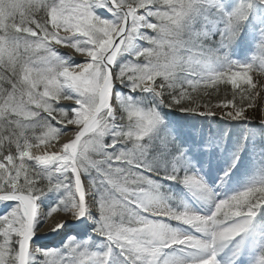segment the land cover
Returning a JSON list of instances; mask_svg holds the SVG:
<instances>
[{"label":"snow or ice","instance_id":"snow-or-ice-1","mask_svg":"<svg viewBox=\"0 0 264 264\" xmlns=\"http://www.w3.org/2000/svg\"><path fill=\"white\" fill-rule=\"evenodd\" d=\"M225 139L217 188L262 155L221 196ZM257 225L264 0H0V264H250Z\"/></svg>","mask_w":264,"mask_h":264},{"label":"rangeland","instance_id":"rangeland-1","mask_svg":"<svg viewBox=\"0 0 264 264\" xmlns=\"http://www.w3.org/2000/svg\"><path fill=\"white\" fill-rule=\"evenodd\" d=\"M237 58H240V54H238ZM182 118V115H179L173 119H181ZM198 119H204V118H198ZM203 127L205 128V130H208L209 128H211L212 132L214 133L215 137L216 138H219L221 135H225L226 136V130L224 129V127L222 125H217V124H208L207 122L203 125ZM222 151V155L226 154L227 153V157L228 159L226 160V165L225 167H228V164L230 163V159H231V152L228 151V146H227V140L225 139V142H224V149L221 150ZM241 157L243 158V165L240 166V171L242 170H246V167L249 165V161H251V167H248L250 170L245 174V176L243 174H240L238 173L236 175V179H235V183L234 185L232 184V187L230 188L229 191H227L225 193L226 194H231L232 192H234L235 190H237L238 188H240L253 174V172L255 171V168L257 167L258 165V162H259V159H260V156L262 154L260 153H256V155L254 156L252 151L250 152V154H248L247 156H243V152L240 153ZM253 168V169H252ZM202 171L206 172L205 169L203 168ZM202 173V175L204 176V178H207V173ZM216 178V177H215ZM237 185V187H236ZM236 187V188H235ZM174 194L183 199L184 201H186V196L188 195L189 198H191L189 196V194H187L183 189H180V188H175V189H171ZM192 199V198H191ZM193 200V199H192ZM195 201V200H194ZM264 225H257L256 226V232L254 233L255 235V238L262 232H264ZM55 244L53 245H58L60 242H57V241H54ZM53 245H50V246H53ZM257 246V241L255 243V248ZM258 256V255H257Z\"/></svg>","mask_w":264,"mask_h":264},{"label":"water","instance_id":"water-1","mask_svg":"<svg viewBox=\"0 0 264 264\" xmlns=\"http://www.w3.org/2000/svg\"><path fill=\"white\" fill-rule=\"evenodd\" d=\"M63 231H67L68 233H72L75 231V229L73 228L72 224L70 223L65 230ZM62 237H63V232L61 234H57V233H49L48 235L46 236H41L40 237V243L42 245H53L55 244L54 241H57V242H61L62 240Z\"/></svg>","mask_w":264,"mask_h":264},{"label":"bare ground","instance_id":"bare-ground-1","mask_svg":"<svg viewBox=\"0 0 264 264\" xmlns=\"http://www.w3.org/2000/svg\"><path fill=\"white\" fill-rule=\"evenodd\" d=\"M217 158V157H216ZM217 162V161H216ZM205 182L209 184L210 186V183L207 182V179L205 178ZM216 185V184H215ZM232 185V182H229V185L228 186H231ZM214 187V185H212ZM211 187V186H210ZM187 198V201L186 203L189 204L190 207H192L194 210H198V209H201L202 208V205L201 204H198V203H195L192 199ZM63 232V231H62ZM248 244H251V241L248 242ZM252 258V251H249V250H246V255H245V258ZM255 262V261H254Z\"/></svg>","mask_w":264,"mask_h":264},{"label":"trees","instance_id":"trees-1","mask_svg":"<svg viewBox=\"0 0 264 264\" xmlns=\"http://www.w3.org/2000/svg\"><path fill=\"white\" fill-rule=\"evenodd\" d=\"M179 115H182V114H181V113H178V112H177V113H173V114H172V117L175 118V117H177V116H179ZM250 152H251V150H249V151H248L247 153H245L243 156H245V155L247 156L248 154H250Z\"/></svg>","mask_w":264,"mask_h":264}]
</instances>
